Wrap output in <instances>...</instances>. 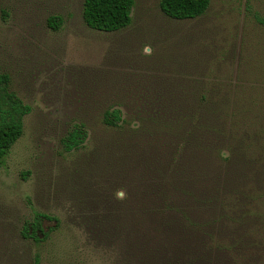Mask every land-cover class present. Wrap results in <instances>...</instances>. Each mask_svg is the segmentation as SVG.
Returning <instances> with one entry per match:
<instances>
[{
	"label": "trees",
	"instance_id": "trees-1",
	"mask_svg": "<svg viewBox=\"0 0 264 264\" xmlns=\"http://www.w3.org/2000/svg\"><path fill=\"white\" fill-rule=\"evenodd\" d=\"M209 3L160 0L159 9L170 19L190 20ZM132 6L133 0H83L81 17L90 30L113 33L130 25ZM61 24L57 16L46 20L54 32ZM171 63L181 65L139 84L136 102L116 95L100 113L99 144L115 180H124L126 198L106 189L107 197L83 206L73 197V210L79 208L73 225L84 230L87 244L110 250L117 264H264V136L241 130L247 118L233 117V108L246 103L232 104L253 100L251 93L229 86L237 78L217 81L210 70L207 76ZM7 81L0 75V163L30 112ZM88 131L73 119L60 138L63 151L85 150ZM45 221L58 222L34 211L12 236H1L0 264H42L55 230Z\"/></svg>",
	"mask_w": 264,
	"mask_h": 264
},
{
	"label": "rangeland",
	"instance_id": "rangeland-1",
	"mask_svg": "<svg viewBox=\"0 0 264 264\" xmlns=\"http://www.w3.org/2000/svg\"><path fill=\"white\" fill-rule=\"evenodd\" d=\"M159 1L133 0L130 25L104 33L84 24L83 0H0V75L30 107L22 136L0 163V237L12 236L34 211L57 219L44 222L55 230L42 264H117L73 225V197L83 206L107 197L106 189L126 198L99 144L100 113L116 95L136 102L139 84L181 65L172 61L207 76L210 70L217 81L237 78L229 86L253 100L231 101L246 103L233 117L247 118L241 130L264 136V0H210L205 14L190 20L164 16ZM49 16L62 19L58 31L47 27ZM73 119L84 121L90 136L75 154L60 145Z\"/></svg>",
	"mask_w": 264,
	"mask_h": 264
}]
</instances>
